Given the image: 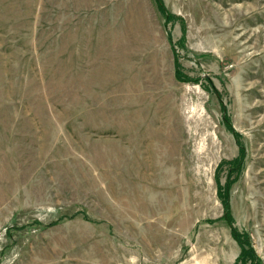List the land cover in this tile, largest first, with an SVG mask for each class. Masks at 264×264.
I'll use <instances>...</instances> for the list:
<instances>
[{
	"label": "rangeland",
	"instance_id": "obj_1",
	"mask_svg": "<svg viewBox=\"0 0 264 264\" xmlns=\"http://www.w3.org/2000/svg\"><path fill=\"white\" fill-rule=\"evenodd\" d=\"M221 191L264 264V0H0V264H235Z\"/></svg>",
	"mask_w": 264,
	"mask_h": 264
},
{
	"label": "trees",
	"instance_id": "obj_2",
	"mask_svg": "<svg viewBox=\"0 0 264 264\" xmlns=\"http://www.w3.org/2000/svg\"><path fill=\"white\" fill-rule=\"evenodd\" d=\"M161 4V0H157ZM246 157L244 147H241L240 157L234 160L231 165H243L242 162ZM222 190V188H221ZM221 198L225 207L224 219L228 222L231 227V233L233 238L238 242L241 247V255L235 264H260V259L257 256L254 248L251 244V239L248 233L242 234L237 228L233 226V219L231 214L230 202L224 191H221Z\"/></svg>",
	"mask_w": 264,
	"mask_h": 264
}]
</instances>
